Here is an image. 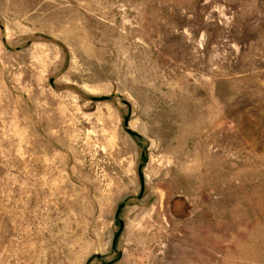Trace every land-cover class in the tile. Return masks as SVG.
Wrapping results in <instances>:
<instances>
[{
    "label": "rangeland",
    "instance_id": "1",
    "mask_svg": "<svg viewBox=\"0 0 264 264\" xmlns=\"http://www.w3.org/2000/svg\"><path fill=\"white\" fill-rule=\"evenodd\" d=\"M0 264H264V0H0Z\"/></svg>",
    "mask_w": 264,
    "mask_h": 264
},
{
    "label": "water",
    "instance_id": "2",
    "mask_svg": "<svg viewBox=\"0 0 264 264\" xmlns=\"http://www.w3.org/2000/svg\"><path fill=\"white\" fill-rule=\"evenodd\" d=\"M117 210H118V209H117ZM116 214H117V213H116ZM121 227H122V223H121V221H119V230L121 229ZM116 237H117V234L114 235L113 241L116 239Z\"/></svg>",
    "mask_w": 264,
    "mask_h": 264
}]
</instances>
